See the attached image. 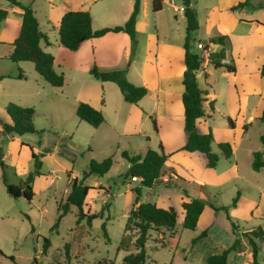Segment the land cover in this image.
<instances>
[{
	"label": "crops",
	"instance_id": "crops-1",
	"mask_svg": "<svg viewBox=\"0 0 264 264\" xmlns=\"http://www.w3.org/2000/svg\"><path fill=\"white\" fill-rule=\"evenodd\" d=\"M19 1L31 5L38 20L39 7L45 9L46 20L55 33L43 30L40 24L50 41L47 43L43 40L41 46L54 55L58 72L57 66L62 65L90 73L93 66L102 69L123 68L131 82L148 88V93L137 104H133L127 102L123 94V98H119L117 90L111 84L106 86V82L112 81L95 78L100 83L87 80L104 92L108 89L111 96L117 99L113 119L108 124L110 129H105L109 134L108 145L115 148V154L120 151L119 154L126 159L123 152L128 151L121 149V143L133 144V130L140 132L143 126L147 130L142 131L147 143L142 147V155L153 148V138L158 140V144H163L164 152L168 155L161 178L151 187L142 186L140 178H131L140 183L136 186H141V201L144 197H150L153 200L151 202L160 207H174L178 211V220L179 210L176 206H179L183 211L182 223L185 216L182 208L184 201L198 197L208 202L198 221V224L203 223V231L206 230L207 234L194 249L200 253L195 260L207 263L209 255L221 253L233 244L237 232L257 227L264 230V167L260 170L253 168L254 153L262 150L264 156L261 140L264 122L260 120L264 113V77L261 72L264 64V0H248L247 5L236 10L232 9L233 6L246 0H193L199 22L197 32L200 37L197 44L201 42L210 47L205 53L196 46L204 57L197 79L206 92L204 106L208 115L198 120L197 129L200 132L211 129L214 135L212 148L215 152H221L218 146L221 142H228L232 146L231 157L221 155L215 167L207 166L204 153L182 149L188 138L183 103V79L187 68L184 46L187 19L184 11L175 8L184 5L182 0H163L160 11L153 10V0H141L136 22L138 44L134 52L131 38L124 30L84 40L77 50H69L60 43L59 25L63 15L70 10H89L94 29L124 25L133 11L135 0ZM0 7L9 11L8 16L0 22V45L8 44L9 47L4 53H0V58H9L12 43L21 30L23 10L7 0H0ZM149 13H155L156 16H149ZM152 21L154 29L150 28ZM228 66H233L235 70H230ZM20 74L25 76L21 71ZM81 101L89 102L104 114L106 99L102 96L100 103L81 98L76 104ZM211 102L213 109L210 107ZM228 118L232 120V125ZM150 119L156 121L157 129ZM6 121L10 122V117ZM104 122L108 123V120L105 118ZM246 125L248 126L245 127ZM33 150L39 154L36 149ZM133 152L135 151L128 153L141 154ZM5 157L6 154L2 153V159ZM19 160L15 157L13 162ZM116 162L115 160L114 164ZM129 166L130 163L127 165L128 169ZM171 171L188 181V195L182 188L168 185L170 180L175 181L171 177ZM93 176L95 175H91L88 180ZM88 180L90 185L100 183L97 180L90 183ZM106 185L111 186L112 183L107 182ZM127 185L130 192L134 193V206L136 194ZM196 185H202V191H197ZM238 192V202L232 206V200ZM215 207H228L232 220L228 219L225 209L217 210ZM248 221L258 223L253 227L243 226ZM232 222L238 226L236 231ZM254 240L260 247V257L264 250L263 233ZM251 252L252 250L245 249L246 256L251 254L250 264Z\"/></svg>",
	"mask_w": 264,
	"mask_h": 264
},
{
	"label": "rangeland",
	"instance_id": "rangeland-1",
	"mask_svg": "<svg viewBox=\"0 0 264 264\" xmlns=\"http://www.w3.org/2000/svg\"><path fill=\"white\" fill-rule=\"evenodd\" d=\"M149 14L156 16L155 13ZM38 16L43 30L55 33L46 20L44 8L39 7ZM150 28L154 29L153 21ZM199 37L196 32L191 42L196 51ZM8 47V44L0 45V53H4ZM57 69L65 75V83L61 87L53 86L41 77L31 61L16 62L10 58H0V120H9L6 107L10 102L30 106L35 109L34 124L39 130L13 137L0 133L1 151L6 154L2 160L7 165L5 172L9 182L22 184L28 174L35 170L30 147L39 152L41 161V174H37L33 182V200L11 196L0 169V264H33L35 257L44 264H123L128 253L137 251L134 245L135 230L125 231L134 197L127 184L133 190L140 183L127 176L129 161L122 158L117 149L115 154V148L108 145L109 134L105 129H110L108 124L113 119L117 99L111 96L108 89L104 92L89 83L87 80L101 83L90 72L69 65L57 66ZM20 71L25 78H18ZM108 84L117 90L119 98H123L115 83L106 82V86ZM100 93L106 99L103 109L108 123L104 122L96 129L76 115V103L81 98L100 103ZM142 131L147 130L143 126L140 132L133 130V144L122 142L121 149L143 154L142 147L146 145L147 138ZM157 141L153 138L152 149H159ZM112 155L117 161L113 169L104 176L95 175L88 180L90 183L95 180L100 183L95 186L91 184L94 189L86 198L84 212L91 214L102 210V216L90 223L87 218L78 222V209L72 206L56 226L61 212L59 205L70 190V180L73 177L82 178L89 169L91 159L101 161ZM15 157L20 159L19 162H13ZM107 182L112 185H106ZM143 201L153 200L144 197ZM176 207L179 220L174 232L165 230L163 233H151L146 264H208L195 260L200 253L194 249L202 239L192 242L202 233L203 223L195 229L185 228L182 223L183 211ZM107 218L109 220L106 221ZM105 221L106 229H103ZM257 223L248 221L243 226L253 227ZM258 230L257 227L237 232L241 245L231 253V264H250L251 254L246 256L245 249L252 250L249 239H258ZM45 237L50 239L47 252L43 251ZM9 256H14L15 261ZM259 261L264 264V250Z\"/></svg>",
	"mask_w": 264,
	"mask_h": 264
},
{
	"label": "trees",
	"instance_id": "trees-1",
	"mask_svg": "<svg viewBox=\"0 0 264 264\" xmlns=\"http://www.w3.org/2000/svg\"><path fill=\"white\" fill-rule=\"evenodd\" d=\"M11 3L18 5L22 10V25L21 30L17 38L12 43V51L9 54V58L13 61H31L35 65V69L38 74L43 77L48 83L53 86L61 87L65 83V76L55 68V57L52 53L46 52L41 42L44 40L50 43L48 36L41 29L39 20L36 16L35 10L31 5H26L19 0H7ZM185 11L184 14L187 19L186 27V39H185V62L186 71L184 73L183 83L185 85V92L183 94V103L185 107V130L188 134L187 141L182 149L188 151H199L204 153L207 157V166L215 167L223 155L226 158H230L232 155V146L228 142L219 143L220 153L215 152L212 148L214 142V135L211 129L207 132H200L197 129V122L200 118L208 116L205 110L204 102L206 101V92L200 87L197 79V73L201 68L204 57L200 52L193 49L192 39L194 34L199 29L198 15L195 7L193 6V0H182ZM248 4V0L243 3H239L233 6V10ZM154 11H160L163 7V0H153L152 4ZM141 8V0H135L133 11L124 25H116L112 27H104L100 29H94L92 26V15L89 10H70L67 11L59 25V40L62 46L69 50H77L79 45L87 39L93 37H100L108 32L126 31L132 44V52L137 48L138 40L136 35V22ZM9 14L6 8L0 7V22L3 21ZM217 66H221L216 63ZM230 70H235L233 66H228ZM262 75L264 77V64L261 68ZM91 74L101 81H112L120 88L124 99L133 104H137L147 93L148 88L143 85H137L131 82L127 75L126 69L113 68V69H101L98 66H93ZM25 76L22 74L18 78L22 79ZM211 109L214 108L213 102L210 104ZM6 111L11 121L0 120V133L6 136L13 137L14 135H24L25 133L39 132L34 124L35 109L30 106H22L13 102H10ZM76 115L84 122L88 123L94 128L99 127L105 120L104 114L101 109L96 108L92 104L86 101H81L76 108ZM260 120L264 122V113L260 117ZM229 124L232 125V120L228 118ZM155 128L156 121L153 119ZM246 125L245 127H247ZM262 144L264 146V134L261 136ZM32 148V147H31ZM123 156L129 161L130 166L127 172V176L140 178L142 186L151 187L156 181H158L163 174V166L167 160L168 155L164 152L163 144H159V149H149L144 155L142 154H129L123 152ZM32 157L35 159V170L30 172L27 178L22 184H14L9 182L8 176L5 172V163L2 160V151L0 148V169L2 170V179L8 193L13 197L24 196L28 200H33L35 191L33 188V182L37 174H41L40 168V155L34 152L32 148ZM115 160L113 156H108L103 160L91 159L89 162V169L85 171L82 178L73 177L70 180V190L66 196V199L60 203L59 210H61L56 222V226L59 225L61 219L68 213L72 206L78 209V222L87 218L90 223L94 218L102 216L103 211L87 214L84 212V206L86 198L91 189L94 186L90 185L87 180L91 175L104 176L112 168ZM264 167L263 151L258 150L254 153L253 168L260 170ZM171 177L175 181L170 180L168 185L177 186L182 188L184 193L188 195L186 181L184 178L178 176L175 172L171 171ZM197 191H202V185L195 186ZM133 191L136 194L134 206L128 215V219L125 226V231L135 230L134 245L136 252L128 253L124 259L123 264H146L148 259L147 243L151 233H163L165 230L173 231L176 228L178 221V211L174 207L163 208L151 201H141L142 190L141 186L134 187ZM240 192L232 200V206H235L238 202ZM207 201L194 197L189 201L182 203L185 216L183 226L189 229H195L198 225L199 218L203 213ZM210 204V203H209ZM213 205V204H210ZM227 213L229 220H232L231 215L228 212V207H222ZM215 207V209H222ZM109 218L106 219V221ZM106 221L103 223V229H106ZM234 231L238 226L235 222H232ZM253 231V230H252ZM250 231V232H252ZM255 232V231H253ZM257 236L264 230L259 228ZM207 234L204 230L202 233L193 238L192 242L202 239ZM249 243L252 248V260L251 264H261L259 261L260 247L253 237L249 239ZM241 245L240 238L237 236L231 246L224 249L221 253L211 254L207 258L208 264H231L230 255L233 251L237 250ZM50 246V239L44 238L43 251L47 252ZM10 259L15 261L14 256H9ZM33 264H44L38 261L35 257Z\"/></svg>",
	"mask_w": 264,
	"mask_h": 264
},
{
	"label": "built area",
	"instance_id": "built-area-1",
	"mask_svg": "<svg viewBox=\"0 0 264 264\" xmlns=\"http://www.w3.org/2000/svg\"><path fill=\"white\" fill-rule=\"evenodd\" d=\"M173 4H174V2H173ZM175 8H176V10H178V11H185V6H184V5L176 6ZM197 47H198L199 49H201V50H204L205 53H207V52L210 50V47H209V46H205V45H204L203 43H201V42H199V43L197 44ZM132 179H133V180H136L137 177H132Z\"/></svg>",
	"mask_w": 264,
	"mask_h": 264
}]
</instances>
